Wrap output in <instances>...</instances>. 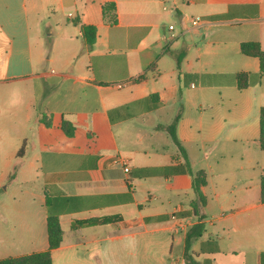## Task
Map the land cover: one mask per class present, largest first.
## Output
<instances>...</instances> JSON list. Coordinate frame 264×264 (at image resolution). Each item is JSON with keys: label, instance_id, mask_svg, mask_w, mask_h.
I'll return each mask as SVG.
<instances>
[{"label": "crops", "instance_id": "0c3cea01", "mask_svg": "<svg viewBox=\"0 0 264 264\" xmlns=\"http://www.w3.org/2000/svg\"><path fill=\"white\" fill-rule=\"evenodd\" d=\"M245 42L264 50V0H0V115L21 110L0 148L7 179L21 161L5 188L41 178L42 193L36 220L0 221V260L49 251L48 191L63 230L53 264H186L199 223L197 264H264V73ZM168 50L186 51L180 68ZM180 108L186 157L157 129ZM189 166L206 174L204 218L175 215L195 198Z\"/></svg>", "mask_w": 264, "mask_h": 264}, {"label": "trees", "instance_id": "16d2710c", "mask_svg": "<svg viewBox=\"0 0 264 264\" xmlns=\"http://www.w3.org/2000/svg\"><path fill=\"white\" fill-rule=\"evenodd\" d=\"M108 7L105 6V12H107ZM111 22L114 24L116 22L115 14L111 17ZM81 29L83 35L86 37L89 45H92L96 40V29L92 26H84L81 25ZM241 51L243 54L248 56H254L259 58L260 61V69L261 74L264 73V50L261 49L260 44L257 42H245L241 45ZM168 52H170L168 50ZM177 61V67L180 68L181 62L186 55V51H181L179 53H175L173 51L170 52ZM239 87L244 88L248 84V74L243 73L238 75ZM182 115V108L179 109L177 114L175 115L173 121L168 125H158L157 129H163L168 132L171 136L175 144L180 149L181 153L186 157L185 149L182 146L181 142L177 138V124ZM65 130L67 134H71L72 132L68 129L67 123H65ZM260 146L264 149V107L261 109V136H260ZM18 157H23V152L20 150L18 152ZM21 165V161H17L13 167L12 173L9 175L6 186L12 184L16 178L19 167ZM189 173L192 177V188L195 194L194 200L191 202V210L190 211H178L175 213L176 216H187V215H195L200 218H204L205 215L202 212V207L205 204V196L203 193V187L206 185V174L203 171L193 172L189 166ZM261 200L264 202V175L261 176ZM4 190V188H0V194ZM47 192V210H48V233H49V251L35 253L23 257L16 258H7L4 260H0V264H53L51 257V250L60 246L63 239V230L61 228V224L57 214L53 211L50 205L51 199L53 197ZM119 216H104L97 219L87 220L82 222V225H95V224H108L114 221H117ZM203 227L201 224H196L192 226L185 237V245H184V260L186 264H197L191 254V242L193 239L198 238L202 235Z\"/></svg>", "mask_w": 264, "mask_h": 264}, {"label": "rangeland", "instance_id": "374dc122", "mask_svg": "<svg viewBox=\"0 0 264 264\" xmlns=\"http://www.w3.org/2000/svg\"><path fill=\"white\" fill-rule=\"evenodd\" d=\"M19 106L20 105L16 106V104H14L13 108H15V113H17V115H13V111L7 113L6 107L3 105V114L0 115V148L5 149L9 147L10 138L17 136V131H15V129L11 133V126L7 121H11L9 120L10 116L19 120L18 117H21ZM7 160L8 158L0 153V187L4 188L0 194V221L4 224L6 222L2 220H19L25 217L36 220L39 214L36 215L35 212L38 209H41L38 197V195L42 194L39 190L41 178H34L33 182L28 185L23 184L22 181H20L19 185L10 188L8 187L9 189H6L8 172ZM63 226L65 229V240H68L69 228L65 220L63 221ZM176 248L182 250V246H177ZM64 255L68 256L69 250L64 252ZM143 264L146 263L143 261Z\"/></svg>", "mask_w": 264, "mask_h": 264}, {"label": "built area", "instance_id": "2783aa9c", "mask_svg": "<svg viewBox=\"0 0 264 264\" xmlns=\"http://www.w3.org/2000/svg\"><path fill=\"white\" fill-rule=\"evenodd\" d=\"M207 20H205L204 18L200 17V16H195V17H191V23L193 26H200L204 23H206ZM117 162L118 163H123L124 166V170L125 172H129L130 169L129 167L127 166V164H125V162L121 161L120 159H117Z\"/></svg>", "mask_w": 264, "mask_h": 264}]
</instances>
